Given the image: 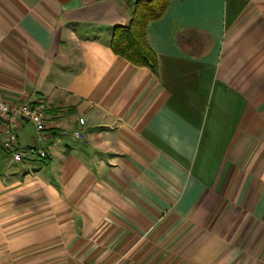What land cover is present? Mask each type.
Returning <instances> with one entry per match:
<instances>
[{
    "label": "crops",
    "instance_id": "obj_1",
    "mask_svg": "<svg viewBox=\"0 0 264 264\" xmlns=\"http://www.w3.org/2000/svg\"><path fill=\"white\" fill-rule=\"evenodd\" d=\"M135 1L0 0V93L46 105V142L14 132L48 154L0 147V264H264V0H172L156 76L109 48Z\"/></svg>",
    "mask_w": 264,
    "mask_h": 264
},
{
    "label": "trees",
    "instance_id": "obj_2",
    "mask_svg": "<svg viewBox=\"0 0 264 264\" xmlns=\"http://www.w3.org/2000/svg\"><path fill=\"white\" fill-rule=\"evenodd\" d=\"M172 0H137L129 21L124 26L111 29L109 48L111 52L136 68H146L153 75L158 73V63L146 39L147 26L161 19ZM192 33V32H190ZM195 33V32H193ZM199 39L204 35L198 33Z\"/></svg>",
    "mask_w": 264,
    "mask_h": 264
},
{
    "label": "built area",
    "instance_id": "obj_3",
    "mask_svg": "<svg viewBox=\"0 0 264 264\" xmlns=\"http://www.w3.org/2000/svg\"><path fill=\"white\" fill-rule=\"evenodd\" d=\"M46 111V105L43 102L10 104L0 93V120L5 124L0 137V147L11 156L13 162L20 163L24 160L45 161L48 159L45 149H18L17 135L14 132V128L19 122L27 121L35 128L37 141L39 143L46 142ZM78 122L80 125L84 124L82 119ZM77 136L82 138L81 134H77Z\"/></svg>",
    "mask_w": 264,
    "mask_h": 264
}]
</instances>
